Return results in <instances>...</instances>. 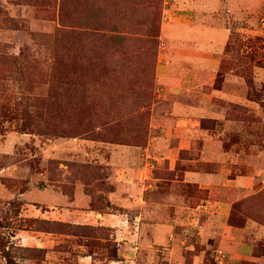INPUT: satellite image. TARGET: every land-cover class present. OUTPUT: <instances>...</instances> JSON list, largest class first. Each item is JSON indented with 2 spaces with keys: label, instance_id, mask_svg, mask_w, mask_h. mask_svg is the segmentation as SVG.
<instances>
[{
  "label": "rangeland",
  "instance_id": "obj_1",
  "mask_svg": "<svg viewBox=\"0 0 264 264\" xmlns=\"http://www.w3.org/2000/svg\"><path fill=\"white\" fill-rule=\"evenodd\" d=\"M130 150L149 243L37 217V189L76 180L110 212ZM36 228L85 235L91 264H264V0H0V264H81L77 237L17 236Z\"/></svg>",
  "mask_w": 264,
  "mask_h": 264
},
{
  "label": "crops",
  "instance_id": "obj_2",
  "mask_svg": "<svg viewBox=\"0 0 264 264\" xmlns=\"http://www.w3.org/2000/svg\"><path fill=\"white\" fill-rule=\"evenodd\" d=\"M124 149L113 148L110 150L112 157L117 159V154L120 156L121 151H127L126 147ZM133 154L134 150H130L129 155L132 156ZM133 157L135 156L133 155ZM134 160L135 167L126 171L122 168L119 170L116 167L114 168L115 172L112 175L113 186L111 189L105 190L107 201H109L107 208H111L110 212H99L90 209V197L85 193V184L81 180H76L68 188V191L61 190L62 187L60 185L37 189L43 195L42 198L37 199L38 203L35 206L37 217L71 226L104 227L111 233L117 245L126 244L131 250L149 243L148 241L152 237L154 239V234L151 237L149 233H159V224L154 220L158 206L154 198H151L148 193L151 187V182L147 180L149 178L145 179L142 176V173L145 172L144 174H146L147 170L149 173V168L141 165L142 159L135 157ZM124 164L123 160L115 162L117 166ZM25 205L28 204L25 203ZM22 206L25 207L24 205ZM129 215L131 216V221L127 217ZM136 220L137 222L135 223ZM166 226L171 227L172 224ZM168 227H166V230ZM17 234L22 240L29 238V247L44 250L45 254L51 253L55 255L59 252L62 253L61 251L56 252L55 249L61 248L60 246L68 243V239L71 242L72 238L77 237L79 241L82 240V243L77 245L79 247L76 254L77 263L91 264L95 260L93 259L94 253L86 250L85 235H76L72 232L68 233L60 230L25 229L19 230ZM122 238L126 240L121 242ZM63 248L65 249V247ZM133 256L135 257V254Z\"/></svg>",
  "mask_w": 264,
  "mask_h": 264
},
{
  "label": "trees",
  "instance_id": "obj_3",
  "mask_svg": "<svg viewBox=\"0 0 264 264\" xmlns=\"http://www.w3.org/2000/svg\"><path fill=\"white\" fill-rule=\"evenodd\" d=\"M59 135H61V136H65L66 134H63V133H61V134H59ZM57 223V222H56ZM59 224H62V225H66V226H71V225H68V224H63V223H59ZM78 227V226H77ZM78 228H80V227H78ZM36 230H41V231H53L52 229L50 230L49 228H36ZM60 231H63V230H60ZM65 232V231H64ZM33 249H37V248H33ZM38 250H41V249H38Z\"/></svg>",
  "mask_w": 264,
  "mask_h": 264
}]
</instances>
